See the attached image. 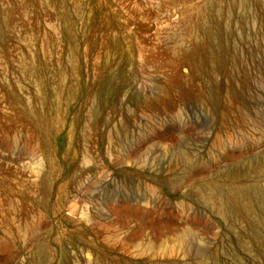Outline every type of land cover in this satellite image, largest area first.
Listing matches in <instances>:
<instances>
[{
	"label": "rangeland",
	"instance_id": "374dc122",
	"mask_svg": "<svg viewBox=\"0 0 264 264\" xmlns=\"http://www.w3.org/2000/svg\"><path fill=\"white\" fill-rule=\"evenodd\" d=\"M70 1L89 14L84 26L92 36L97 30L96 4L105 6L107 0ZM116 1L106 11L117 15L112 20L124 41L123 50L143 73L140 90L135 91L144 95L155 92L149 81L158 80L155 110L143 105V110L126 123L123 147L111 152L112 131L122 118L109 117L112 101L99 107L87 144L90 162L83 161L75 105L65 104L58 120L46 129L33 122L28 125L23 115L18 116L19 126L27 127L30 137L18 141L15 154L0 152V164L7 167L0 170V228L21 233L3 238L7 247L0 250V264L200 260L205 264H264V249L241 218L223 220L191 195L196 187L257 184L258 192L264 195V173L255 172L257 165H264V33L259 31V27L264 28V18L260 16L255 23L257 43L240 42L249 52L243 50L240 75L230 86L240 122L221 126L217 111L198 100L178 98L171 88L174 78L167 73L158 76L147 57L161 36L190 28L191 22H182L181 11H195L204 0H188L173 6L175 10L163 9L160 0ZM15 12V29L7 34L6 47L1 46L0 78L15 68L23 48L22 42L16 44L21 23L32 18L31 14ZM70 26L78 42L77 53L86 62L84 49L92 53V46L81 43L78 19L71 18ZM52 46L56 50L59 44L53 41ZM179 73L185 76L188 70L182 67ZM124 84L118 80L113 83L115 87ZM164 96L167 105L158 101ZM8 106L0 91V110L11 114ZM28 146L32 147L29 154ZM240 172L248 175L239 176ZM223 236L229 241L222 245Z\"/></svg>",
	"mask_w": 264,
	"mask_h": 264
},
{
	"label": "bare ground",
	"instance_id": "6f19581e",
	"mask_svg": "<svg viewBox=\"0 0 264 264\" xmlns=\"http://www.w3.org/2000/svg\"><path fill=\"white\" fill-rule=\"evenodd\" d=\"M113 1L117 2L107 0V5L102 7L96 4L94 23L97 30L91 36L86 33L84 26L89 20V14H85L80 5L72 4L70 0H21L20 3L16 0H0V54H4L1 46L6 47L7 34L15 29V11L32 15L30 22L21 23L22 33L17 35L16 44L22 42L23 48L17 56L15 68L0 78V91L12 111L8 114L0 110V152L15 154L18 141L30 137L29 129L19 126L18 116L23 115L28 125L33 122L41 129H46L58 120L63 106L68 104L77 108V135L81 142L83 161L90 162L87 144L99 107L112 101L109 117L122 118L112 131L113 137L109 141L111 152H117L123 147L126 123L143 110V105L155 110L153 103L157 100L155 92L159 89L158 80H147L156 89L155 92L144 95L143 91H135L139 89L143 73L123 50L124 41L116 22L112 20L117 15L107 14L106 7H111ZM187 1L160 0L161 7L170 10H175L173 6L186 4ZM119 5L125 7L122 3ZM260 16L264 18V0H204L195 11H181L182 22H191V27L176 35L161 36L156 48L147 57L157 74H160L158 76L167 73L174 78L171 88L178 98L198 100L209 109L217 111L220 125L227 126L238 121L230 86L240 75L241 62L245 59L243 50L249 52V48L243 49L241 43H257L259 36L254 29ZM71 18L78 19L82 26L81 43H90L86 47L92 46L91 52L95 53L84 49L88 59L86 62L81 61L80 53H77L78 42L71 33ZM108 24L110 27L107 28ZM33 27L35 29L31 30ZM259 31L264 33V28L259 27ZM53 41L59 44L56 50L52 46ZM182 67L188 70L185 76L179 73ZM193 78L197 81L194 82ZM116 80L126 84L115 87L113 83ZM158 101L167 105L165 96ZM26 150L29 154L32 147L28 146ZM172 165L169 167L171 170L174 168ZM5 169L7 167L0 164V170ZM255 172L264 173V165H257ZM246 173L240 172L238 175L246 177ZM238 175L233 176V179L238 178ZM215 186L193 188L191 195L201 199L223 220L241 218L249 227L251 237L264 249L261 235H264V195L258 192V184L230 185L224 188ZM20 233L10 227L0 228V250L7 247L5 239L9 235L18 236ZM227 241L228 236L221 237L222 245ZM239 241L245 250V243L241 238ZM185 254L187 252L184 250Z\"/></svg>",
	"mask_w": 264,
	"mask_h": 264
}]
</instances>
